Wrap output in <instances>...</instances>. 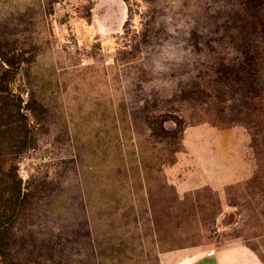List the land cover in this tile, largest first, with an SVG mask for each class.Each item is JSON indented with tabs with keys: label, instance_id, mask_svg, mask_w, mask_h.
<instances>
[{
	"label": "rangeland",
	"instance_id": "obj_1",
	"mask_svg": "<svg viewBox=\"0 0 264 264\" xmlns=\"http://www.w3.org/2000/svg\"><path fill=\"white\" fill-rule=\"evenodd\" d=\"M179 3L0 0V87L28 126L25 146L0 133V177L24 198L0 264H196L205 253L264 264V92L244 119L246 91L264 90V66L245 63L262 47L258 13L248 20L244 0ZM189 46L208 53L197 75L146 93L177 76L167 56ZM207 143L224 169L245 160L252 175L194 185ZM183 175L193 185L180 188Z\"/></svg>",
	"mask_w": 264,
	"mask_h": 264
},
{
	"label": "trees",
	"instance_id": "obj_2",
	"mask_svg": "<svg viewBox=\"0 0 264 264\" xmlns=\"http://www.w3.org/2000/svg\"><path fill=\"white\" fill-rule=\"evenodd\" d=\"M246 2V6L248 7V20L253 19V12L258 13L255 20L258 21V26L261 27L262 37L264 36V3L258 2L257 0H244ZM255 18V17H254ZM256 25V24H255ZM256 63L262 64L264 66V39L262 43V47L258 52V55L254 59L246 60V64L254 63L255 59ZM264 69V68H263ZM3 89L0 87V133L7 132L9 130L14 129L17 134V142H20V146H25L27 143V136L25 133L28 134V126L24 122L20 123L21 118L23 117L20 108L19 110L14 109L13 104L10 103L11 100L9 97L2 95ZM261 91L258 95H255L254 91L248 90L246 91V96L248 100L253 102L252 105L247 106L246 111H244V119H249L255 112L260 110L255 103V100L261 97ZM15 118V119H14ZM24 119V117H23ZM15 127L13 128V126ZM4 129V130H2ZM24 133V135H23ZM19 134V135H18ZM257 133H254V141L257 142ZM19 136L20 139H19ZM263 149H258V154L261 155V151ZM260 152V153H259ZM4 173V172H3ZM5 176L0 177V187L2 188L3 194L0 195V252L1 250H6L8 243L7 242V232L14 228L16 220L20 214V208L24 204L22 195L19 191L20 182L13 179L12 176L7 175L4 173ZM1 247L3 249H1ZM4 253V252H2Z\"/></svg>",
	"mask_w": 264,
	"mask_h": 264
},
{
	"label": "crops",
	"instance_id": "obj_3",
	"mask_svg": "<svg viewBox=\"0 0 264 264\" xmlns=\"http://www.w3.org/2000/svg\"><path fill=\"white\" fill-rule=\"evenodd\" d=\"M201 128L203 127L194 126L186 129V136L184 140L186 144V149H188L189 152L192 151L191 145L192 143H194V141H196L195 136L196 135L198 136V133L200 132ZM213 130L210 131L212 136L214 134L216 135L220 134L226 136L231 132V130H222V131L218 130L217 133L214 132ZM206 146L207 148L204 151V154L201 155L200 157L203 164L199 166L197 173L194 175V179H193L194 185L196 184L200 186H210L216 190H221L228 184L245 180L252 175L253 168L249 166V164L245 160H243L242 162L241 161L237 162V165H233L231 169L229 168L224 169L226 168V166L230 164V162L225 161L227 160L226 157L221 158V156L217 151L210 152L208 150V143ZM184 153L189 155L188 152H184ZM222 163H225L224 167L220 166ZM181 165H182V160H179L172 167L173 171L177 172ZM179 183H180V188L193 185L192 176L183 175ZM200 254L202 253H199L197 255ZM206 254H208V256L204 257L203 259H201L203 261L197 262L196 264H220L219 258H217L216 255L205 253V255ZM192 256H189L188 258H191Z\"/></svg>",
	"mask_w": 264,
	"mask_h": 264
},
{
	"label": "clouds",
	"instance_id": "obj_4",
	"mask_svg": "<svg viewBox=\"0 0 264 264\" xmlns=\"http://www.w3.org/2000/svg\"><path fill=\"white\" fill-rule=\"evenodd\" d=\"M180 6L179 0H177V7ZM171 31V29H169ZM233 54H237L235 50H233ZM208 53L207 51L196 54L191 46L187 49V51H172L168 54L167 59L174 60L176 64L177 76L172 79L167 80H156L152 81L148 84L144 85L145 92L151 93L153 90L160 96H167L175 91L178 85L184 83L187 84L193 79L198 71L200 66L206 62ZM181 66L184 67L183 70ZM157 68L163 70L165 72L171 71L170 68H162L161 65H157Z\"/></svg>",
	"mask_w": 264,
	"mask_h": 264
}]
</instances>
